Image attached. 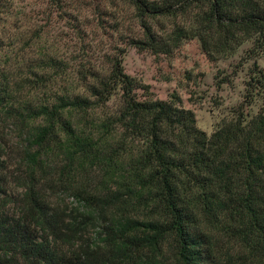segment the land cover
<instances>
[{
	"label": "trees",
	"instance_id": "1",
	"mask_svg": "<svg viewBox=\"0 0 264 264\" xmlns=\"http://www.w3.org/2000/svg\"><path fill=\"white\" fill-rule=\"evenodd\" d=\"M122 1L140 50L196 38L216 61L264 48V0ZM178 17L170 33L151 26ZM122 55L104 69L44 53L22 74L0 66V117L26 137L13 174L0 141V264H264V106L207 136L178 98L140 99L148 86ZM252 66L246 104L264 95Z\"/></svg>",
	"mask_w": 264,
	"mask_h": 264
},
{
	"label": "rangeland",
	"instance_id": "2",
	"mask_svg": "<svg viewBox=\"0 0 264 264\" xmlns=\"http://www.w3.org/2000/svg\"><path fill=\"white\" fill-rule=\"evenodd\" d=\"M183 19L161 18L151 26L159 35L167 34ZM143 34L136 10L122 0H0V66L14 74L24 73L43 53L61 60L68 69L81 64L104 69L122 50L124 72L148 86L149 93L139 90L138 97L178 98L177 104L194 113L197 128L207 136L221 120L234 119L238 109L251 118L264 106L263 94L246 104L253 63L264 72V48L253 51L252 41H247L234 54L211 61L196 38L172 46L170 54L129 45L130 39H143ZM118 102L114 96L110 105ZM25 138L13 123L0 117V141L6 146L12 174L17 173L15 161ZM61 201L76 204L64 194Z\"/></svg>",
	"mask_w": 264,
	"mask_h": 264
}]
</instances>
